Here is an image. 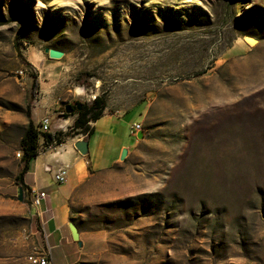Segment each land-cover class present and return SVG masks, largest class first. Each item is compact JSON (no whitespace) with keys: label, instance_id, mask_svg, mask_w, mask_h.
Returning a JSON list of instances; mask_svg holds the SVG:
<instances>
[{"label":"rangeland","instance_id":"rangeland-1","mask_svg":"<svg viewBox=\"0 0 264 264\" xmlns=\"http://www.w3.org/2000/svg\"><path fill=\"white\" fill-rule=\"evenodd\" d=\"M97 96L118 116L89 155L110 169L77 189L73 220L107 236L99 264H264V0H0V264H29L28 111L87 140L62 115Z\"/></svg>","mask_w":264,"mask_h":264},{"label":"crops","instance_id":"crops-1","mask_svg":"<svg viewBox=\"0 0 264 264\" xmlns=\"http://www.w3.org/2000/svg\"><path fill=\"white\" fill-rule=\"evenodd\" d=\"M113 116H118V114H105L96 123L91 124L95 130L94 135L87 140L83 139L89 145V153L90 143L93 141L95 146H99L101 134L102 137L103 135L106 136V133L99 129L101 122L111 119ZM65 122L66 125H70L71 120ZM136 124H141V122ZM78 141L66 142L52 150L46 148L31 163L30 170L25 176V183L32 192H45L47 195L41 206L39 208L34 207L35 211L32 212L34 220L29 234L30 254L28 258L36 253L49 251L51 264H99L107 252L108 238L103 232L89 231L73 222L74 194L77 189L83 185L92 173L110 169H100L98 165H94L89 153L84 156L78 152L75 148ZM138 143L137 138L133 147ZM133 147L128 148V153ZM121 149L120 147L119 155ZM119 155L113 161L112 167L121 161ZM66 165L71 168L68 182L58 184L62 186L56 189L46 190L43 185V175L53 173L55 176V173ZM36 187L38 190L35 189ZM72 223L78 228L80 241L82 242L81 246L79 242L73 239L70 229ZM28 263L31 264L29 260Z\"/></svg>","mask_w":264,"mask_h":264},{"label":"trees","instance_id":"trees-1","mask_svg":"<svg viewBox=\"0 0 264 264\" xmlns=\"http://www.w3.org/2000/svg\"><path fill=\"white\" fill-rule=\"evenodd\" d=\"M33 78L34 87L36 88L37 79L35 76H33ZM79 104L81 103L76 101L74 105H71L73 111L70 114H68L65 109L64 117L69 119L75 116L76 118L74 119L71 131H79L80 134L87 135V139H89L95 133L94 127L91 124L96 123L105 115L107 109L106 98L104 96H97L91 104H81L80 109L78 108ZM27 117L28 126L20 141L22 167L16 176V183L19 187H22L24 192L31 198L32 190L25 183V176L30 170L31 163L40 155L42 139H44V144L47 147H58L65 144L63 137L70 136L72 132L44 134L41 132L40 126L34 121L31 110L28 111ZM73 222L75 221L73 220Z\"/></svg>","mask_w":264,"mask_h":264},{"label":"built area","instance_id":"built-area-1","mask_svg":"<svg viewBox=\"0 0 264 264\" xmlns=\"http://www.w3.org/2000/svg\"><path fill=\"white\" fill-rule=\"evenodd\" d=\"M51 125H52V120L50 118H48V117L43 118L39 124L41 132L44 134H46V133L53 134V132L51 131ZM58 129H64V126L60 125ZM142 131H143V129H142L141 124L134 125V132H135L136 136L138 135V133H140ZM42 142H44V139H42ZM47 148L49 150H52L55 147L54 146H48ZM21 156H22V154H21V152H19L18 157L20 159H21ZM70 169H71L70 166L66 165V166L60 168L55 173L54 179H55L57 184H65L68 182ZM31 195H32L31 196L32 205L35 208H39L41 206L42 201L47 197L45 192H32ZM28 260L31 264H51L49 251H42V252L36 253L34 255H31L28 258Z\"/></svg>","mask_w":264,"mask_h":264},{"label":"water","instance_id":"water-1","mask_svg":"<svg viewBox=\"0 0 264 264\" xmlns=\"http://www.w3.org/2000/svg\"><path fill=\"white\" fill-rule=\"evenodd\" d=\"M247 41L251 44H256V40L254 38H247ZM45 52L49 55V57L51 59H54V60H60L63 58L64 56V53L62 51H59V50H55V49H45ZM78 108L80 109L81 108V104L78 105ZM73 111V108L71 105H67L66 106V112L68 114L72 113ZM64 116V114L62 115V117ZM137 138L139 140L143 139L144 138V133L143 132H140L138 135H137ZM75 148L78 152H80L82 155H87L89 153V145L86 141H84L83 139L82 140H79L76 144H75ZM128 156V149H123L122 151V154H121V161H124ZM23 196H24V190L22 187H19V201H23ZM70 229H71V232H72V236H73V239L76 241V242H79V245L81 246L82 245V242L80 241V234H79V231H78V228L77 226L72 223L70 224Z\"/></svg>","mask_w":264,"mask_h":264},{"label":"flooded vegetation","instance_id":"flooded-vegetation-1","mask_svg":"<svg viewBox=\"0 0 264 264\" xmlns=\"http://www.w3.org/2000/svg\"><path fill=\"white\" fill-rule=\"evenodd\" d=\"M70 105H74V103H71Z\"/></svg>","mask_w":264,"mask_h":264},{"label":"bare ground","instance_id":"bare-ground-1","mask_svg":"<svg viewBox=\"0 0 264 264\" xmlns=\"http://www.w3.org/2000/svg\"><path fill=\"white\" fill-rule=\"evenodd\" d=\"M252 44V43H251ZM252 45H254V44H252ZM78 94H79V92H78Z\"/></svg>","mask_w":264,"mask_h":264}]
</instances>
